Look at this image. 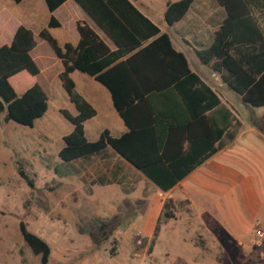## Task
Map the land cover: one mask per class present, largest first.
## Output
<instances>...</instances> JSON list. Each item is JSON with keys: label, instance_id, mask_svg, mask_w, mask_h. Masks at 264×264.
Wrapping results in <instances>:
<instances>
[{"label": "trees", "instance_id": "obj_1", "mask_svg": "<svg viewBox=\"0 0 264 264\" xmlns=\"http://www.w3.org/2000/svg\"><path fill=\"white\" fill-rule=\"evenodd\" d=\"M19 2L21 0H13ZM52 11L64 0H44ZM113 42L111 50L85 23L76 22L78 42L59 47L46 28L39 31L53 53L60 58L61 86L77 113L61 114L72 123L63 135L57 155L63 161L85 157L109 146L139 170L159 189L166 191L195 166L210 156L223 135L231 139L240 117L225 106L222 96L190 71L182 53L175 51L165 32L143 16L129 0H74ZM192 0L167 4L163 19L167 25L183 16ZM255 0H215L225 12L212 42L196 50L198 58L219 73L221 80L251 106L264 105V33L251 12ZM260 1L264 7V0ZM50 17L48 27L57 26ZM153 39L140 44L149 37ZM34 45L31 31L19 25L7 44H0V112L4 120L32 126L46 109V95L37 83L16 93L9 78L20 71L30 75L38 69L29 54ZM140 46V47H139ZM77 69L93 76L110 93L112 104L126 131L112 137L104 129L88 141L83 121L95 110L75 90L69 72ZM234 128L229 131V127ZM216 143V144H215ZM18 175L31 189L34 184L21 167ZM167 203V204H166ZM163 202L161 215L171 217ZM170 207V206H169ZM158 228L155 224L153 236ZM22 241L40 264H47V243L18 221Z\"/></svg>", "mask_w": 264, "mask_h": 264}, {"label": "crops", "instance_id": "obj_2", "mask_svg": "<svg viewBox=\"0 0 264 264\" xmlns=\"http://www.w3.org/2000/svg\"><path fill=\"white\" fill-rule=\"evenodd\" d=\"M129 1L156 25L159 33L168 35L172 48L185 57L189 70L220 93L221 102L239 115L240 125L231 139L223 135L210 156L166 191L159 189L109 146L85 157L62 160L57 176L73 185L88 182L93 192H114L122 200L140 201L144 208L138 217L137 228L143 235L153 236L158 222L153 254L162 257L167 264L195 263L202 258L210 263L224 264L217 258L218 249H226L224 240L240 243L249 236L255 238L258 230L264 235V113L256 111L251 117H242L225 96V92L235 94V91L196 54V50L204 49L212 42L225 16L215 0H192L183 16L170 25L164 22L163 12L168 3L176 0ZM254 3L251 12L264 33V7L260 1ZM50 17L57 21V26H47ZM76 22L87 24L109 49L116 48L74 0H64L52 11L48 10L44 0H0V44L9 43L19 25L29 29L34 39L29 54L37 66V73L30 75L20 71L11 76L9 82L16 93L37 83L46 95L45 111L29 127L36 126V131L23 132L30 135L20 141L23 150L36 155L46 154L51 148H55L57 154L64 144L63 135L71 131L72 123L60 109H66L72 115L77 113L58 77L61 60L38 33L46 28L59 47L65 43L75 46L78 42ZM154 37H149L140 46ZM69 77L78 94L95 110L83 121V132L88 141L97 139L104 129L112 137L126 131L106 87L77 69L71 70ZM253 108H264V105ZM233 128L229 127V131ZM165 199H170L175 210L170 206L172 216L159 222ZM197 236L205 243H193ZM162 240L165 243L158 244ZM213 240L215 244L211 243Z\"/></svg>", "mask_w": 264, "mask_h": 264}, {"label": "rangeland", "instance_id": "obj_3", "mask_svg": "<svg viewBox=\"0 0 264 264\" xmlns=\"http://www.w3.org/2000/svg\"><path fill=\"white\" fill-rule=\"evenodd\" d=\"M225 96L244 118L256 111L264 113V108H253L236 93L225 92ZM3 115L0 113V264H40L38 254H32L22 241L19 220L49 246L47 264H167L153 254L156 237L145 236L137 228L144 208L140 201L122 200L114 192H93L88 182L73 185L60 180L57 170L62 160L55 148L36 155L20 146L30 135L23 132L36 131V126L6 121ZM18 166L32 179L33 189L18 175ZM169 206L165 209L171 211ZM164 219L160 214L159 222ZM192 242L205 243L201 236ZM224 242L226 249L219 248L217 254L224 264H264V235L260 240L249 236L240 243ZM162 243L165 241L158 244ZM188 264L215 263L202 258Z\"/></svg>", "mask_w": 264, "mask_h": 264}, {"label": "built area", "instance_id": "obj_4", "mask_svg": "<svg viewBox=\"0 0 264 264\" xmlns=\"http://www.w3.org/2000/svg\"><path fill=\"white\" fill-rule=\"evenodd\" d=\"M263 237V232L262 231H255V238L253 240H260Z\"/></svg>", "mask_w": 264, "mask_h": 264}]
</instances>
